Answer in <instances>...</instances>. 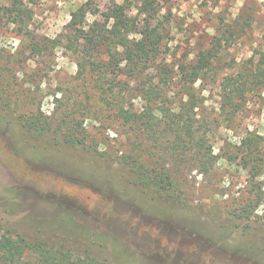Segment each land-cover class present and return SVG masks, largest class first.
I'll list each match as a JSON object with an SVG mask.
<instances>
[{"label": "rangeland", "instance_id": "1", "mask_svg": "<svg viewBox=\"0 0 264 264\" xmlns=\"http://www.w3.org/2000/svg\"><path fill=\"white\" fill-rule=\"evenodd\" d=\"M12 3L0 0V88L14 112L32 117L38 127L46 118L51 131L29 137L18 131L13 112L0 118V236H22L103 264H257L232 253L230 246L237 245L251 220L237 219L240 226L234 228L224 220L241 209L251 213L256 205L249 233L263 241L264 163L245 166L239 149L251 134L260 137L264 155V87L242 86L233 108L224 105V96L241 86L240 75L256 72L257 66L264 70V0L155 4L167 35L161 62L177 68L195 63L200 52L214 55L212 70L196 83L183 87L173 79L167 85L182 94L184 103L194 102L190 116L211 137L216 158L208 173L182 156L174 163L168 155L170 136L158 143L143 135L130 138L129 129L102 110L91 86L76 78V57L66 37L71 12L89 3L96 15L89 13L87 24L96 29L102 12L124 4L143 24L138 0H22L23 14L9 16ZM133 104L140 110L139 100ZM66 121L111 159L66 146L54 134L68 130ZM55 137L61 140L54 142ZM230 156L236 158L228 161ZM121 157L135 160L152 178L173 176L174 187L164 180L163 195L178 204L143 194ZM220 226L230 245L207 230ZM34 259L27 253L21 262Z\"/></svg>", "mask_w": 264, "mask_h": 264}, {"label": "trees", "instance_id": "2", "mask_svg": "<svg viewBox=\"0 0 264 264\" xmlns=\"http://www.w3.org/2000/svg\"><path fill=\"white\" fill-rule=\"evenodd\" d=\"M138 1V13L144 15L143 24L128 15L127 6L124 4L113 3L106 12H102L100 14L102 23L96 29L90 28L87 24V15L89 13L96 15L89 3H84L71 12L66 37L67 45H71L70 49L76 57V78L91 86L102 110L113 120L126 126L130 138L143 135L147 140L158 143L162 136H170L168 155L174 163L182 156L184 161L197 167L200 173H208L216 158L212 153L211 137L202 125L197 127L194 117L190 116V111L195 107L194 102L190 99L184 103L182 94L171 91L167 85L173 79H179L183 87L187 83H196L212 70L211 62L214 55L211 51L200 52L196 55L195 63L179 64L177 68H170L161 62L160 55L165 52L163 47L167 35L166 26L158 18V10L155 7L158 0ZM21 5L22 0H13L12 8L8 9L9 16H21L23 14ZM132 35L138 38H130ZM240 76V87L254 83H260L264 87V70L259 66L256 72ZM240 87L226 93L224 105L230 104L233 108V99L244 93L243 87ZM135 100L141 102L140 110L135 109L133 104ZM9 112H13L11 114L15 117L18 131L23 135L30 137L31 134L32 137L40 138L38 136L44 137L51 131L48 129L46 118L43 122L39 120L41 126L38 127V121L35 122L32 117L26 119L25 116L14 112L10 96L0 88V118L8 116ZM54 134L62 139L55 137L54 142L61 140L70 148L94 153L101 159L104 157L111 159L105 152H99L96 146H89L84 132L76 127L74 129L71 123L65 132L55 131ZM260 140V137L251 134L242 139L239 150L243 152L241 161L245 166L252 164L256 169L264 163V155L259 150ZM50 141L47 140L48 143ZM232 152L234 153L233 150ZM234 158L230 156L228 161ZM120 160L129 166L130 173L136 180L135 184L143 194L151 195V200L178 204L166 196L165 191L168 189L163 186L165 180L170 187H174L173 176L156 173L157 176L152 178L139 169L135 160L129 162L123 157ZM255 207L256 205L252 207L251 213L246 209L239 210L238 214L230 213L224 220L227 227L233 228L240 226L237 219L245 217L247 222L251 220V223L243 226V232L239 233L237 245L229 244L225 233L220 231L226 230L221 229L223 227H219L220 232L213 228L207 230L212 238H218L217 241L226 239L223 243L232 247V253L257 264H264V247L260 245H264V235L263 241H260L249 233L254 226L253 222H256ZM229 232L231 233V230ZM111 248L115 250L113 246ZM69 251L58 252L45 243L29 242L22 236L15 238L0 236V264H22V257L27 253L35 257L34 261L27 264H103L92 259L83 261Z\"/></svg>", "mask_w": 264, "mask_h": 264}, {"label": "water", "instance_id": "3", "mask_svg": "<svg viewBox=\"0 0 264 264\" xmlns=\"http://www.w3.org/2000/svg\"><path fill=\"white\" fill-rule=\"evenodd\" d=\"M94 199H96V198H94ZM93 209V205L91 206V210Z\"/></svg>", "mask_w": 264, "mask_h": 264}]
</instances>
